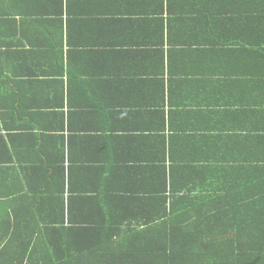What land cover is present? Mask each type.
Returning <instances> with one entry per match:
<instances>
[{
    "label": "crops",
    "instance_id": "0c3cea01",
    "mask_svg": "<svg viewBox=\"0 0 264 264\" xmlns=\"http://www.w3.org/2000/svg\"><path fill=\"white\" fill-rule=\"evenodd\" d=\"M214 149H264V0H0L10 216L54 170L60 182L47 186L65 183L58 206L69 218L79 187L129 185L116 163L149 187L160 175L148 165L169 169L168 152Z\"/></svg>",
    "mask_w": 264,
    "mask_h": 264
},
{
    "label": "trees",
    "instance_id": "16d2710c",
    "mask_svg": "<svg viewBox=\"0 0 264 264\" xmlns=\"http://www.w3.org/2000/svg\"><path fill=\"white\" fill-rule=\"evenodd\" d=\"M214 150L168 152L169 169L148 165L160 175L149 187L132 185L137 170L116 163L129 185L79 187L69 218L58 206L63 178L47 186L60 173L44 174L22 216L0 205V264H264V149Z\"/></svg>",
    "mask_w": 264,
    "mask_h": 264
}]
</instances>
